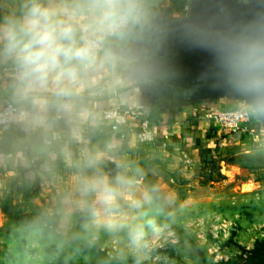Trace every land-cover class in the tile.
Wrapping results in <instances>:
<instances>
[{
	"label": "clouds",
	"instance_id": "obj_1",
	"mask_svg": "<svg viewBox=\"0 0 264 264\" xmlns=\"http://www.w3.org/2000/svg\"><path fill=\"white\" fill-rule=\"evenodd\" d=\"M159 0H0V125L45 166L62 161L70 187L42 215L60 243L96 244L140 264L152 202L117 144H93L104 124L100 99L144 80ZM227 85L248 113L264 117V15L205 34ZM112 162L115 171L106 170ZM83 220L77 229V222Z\"/></svg>",
	"mask_w": 264,
	"mask_h": 264
},
{
	"label": "crops",
	"instance_id": "obj_2",
	"mask_svg": "<svg viewBox=\"0 0 264 264\" xmlns=\"http://www.w3.org/2000/svg\"><path fill=\"white\" fill-rule=\"evenodd\" d=\"M187 7L183 13L157 9L155 29L147 49L146 77L121 94L105 96L99 102L102 113L114 107L136 109L149 119L154 110L159 112V123L149 120L155 136L151 144L137 142L133 120L129 129L112 133L110 138L117 144L116 157L130 164L140 182L144 178L139 174L140 169H136L144 158L151 159V151L164 164L169 163L170 173L178 169L181 177H196L203 182L202 166L211 157L204 150L218 146L215 159L222 153L236 150L239 153L247 146L256 149L264 144V117L252 115L244 131L228 136L206 118L208 112L245 107V103L225 82L215 53L204 39L212 30L202 19L198 2L188 1ZM5 103L0 99V110ZM107 129L104 122L91 136V142L102 144ZM17 138L14 129L0 126V210L10 206L24 209L25 213L45 212L69 189L71 172L62 161L45 166L18 146ZM106 170L114 172L115 165L109 162ZM82 223L83 220L77 222V229Z\"/></svg>",
	"mask_w": 264,
	"mask_h": 264
},
{
	"label": "rangeland",
	"instance_id": "obj_3",
	"mask_svg": "<svg viewBox=\"0 0 264 264\" xmlns=\"http://www.w3.org/2000/svg\"><path fill=\"white\" fill-rule=\"evenodd\" d=\"M170 1L159 0L158 9ZM260 147L215 158L224 179L214 184H209L204 170L203 182L181 177L178 169L170 173L169 163L151 151V159L144 158L136 169L144 178L140 190L152 197L140 218L152 222L146 228L148 247L141 250L140 264H216L246 258L255 242L264 239V144ZM43 213L10 206L0 210V264H49L60 255L87 264L97 260L98 253L88 251L94 246L120 264H135L131 255H118L123 245L103 231L92 247L60 243Z\"/></svg>",
	"mask_w": 264,
	"mask_h": 264
},
{
	"label": "built area",
	"instance_id": "obj_4",
	"mask_svg": "<svg viewBox=\"0 0 264 264\" xmlns=\"http://www.w3.org/2000/svg\"><path fill=\"white\" fill-rule=\"evenodd\" d=\"M188 7L186 6L185 10ZM6 103L0 112L5 111ZM104 122L110 128L112 133L122 132L124 129H129L130 120L134 121L136 139L138 143L154 142L155 136L153 127L148 117L140 110L136 109H119L110 108L104 113ZM206 118L214 123L221 134L227 135L230 133L244 131L247 124L251 120L252 114L248 113L246 107H235L222 110L219 112H208ZM4 127L3 125H0Z\"/></svg>",
	"mask_w": 264,
	"mask_h": 264
},
{
	"label": "trees",
	"instance_id": "obj_5",
	"mask_svg": "<svg viewBox=\"0 0 264 264\" xmlns=\"http://www.w3.org/2000/svg\"><path fill=\"white\" fill-rule=\"evenodd\" d=\"M188 5V0H171L167 7L163 8L162 11L167 13H183L185 11L186 6ZM149 120L154 123H159L161 118L160 114L157 110L149 117ZM231 135L230 134H227ZM112 136V132L110 128L107 129V136L103 138V142L106 140H110ZM226 137V136H225ZM219 147L217 146L213 150H204L203 153L210 155V160L206 161V165L203 166V170H205V175L208 176L207 181L216 182L221 178L220 175V167L217 164V160L214 159V155L217 156L219 153ZM220 177V178H218ZM88 251L97 252V260L92 261L87 264H120L119 260L115 257L110 256L105 251H101L100 248L94 246V248H89ZM49 264H83L81 262L73 261L71 256H62L60 255L54 262ZM216 264H264V239L255 242V245L252 250H250L249 255L246 258L239 257L234 260L222 261Z\"/></svg>",
	"mask_w": 264,
	"mask_h": 264
},
{
	"label": "water",
	"instance_id": "obj_6",
	"mask_svg": "<svg viewBox=\"0 0 264 264\" xmlns=\"http://www.w3.org/2000/svg\"><path fill=\"white\" fill-rule=\"evenodd\" d=\"M198 5L212 31L239 26L258 14L264 15V0H200Z\"/></svg>",
	"mask_w": 264,
	"mask_h": 264
}]
</instances>
